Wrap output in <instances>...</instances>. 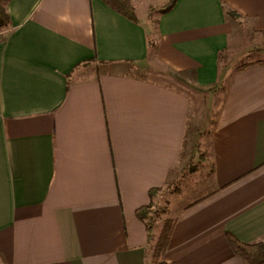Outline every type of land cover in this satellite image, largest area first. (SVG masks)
Listing matches in <instances>:
<instances>
[{
  "label": "crops",
  "instance_id": "0c3cea01",
  "mask_svg": "<svg viewBox=\"0 0 264 264\" xmlns=\"http://www.w3.org/2000/svg\"><path fill=\"white\" fill-rule=\"evenodd\" d=\"M168 1L130 0L137 22L101 0L7 2L0 264H151L135 212L153 188L167 264H246L227 233L264 244V59L221 66L264 45V0Z\"/></svg>",
  "mask_w": 264,
  "mask_h": 264
},
{
  "label": "trees",
  "instance_id": "16d2710c",
  "mask_svg": "<svg viewBox=\"0 0 264 264\" xmlns=\"http://www.w3.org/2000/svg\"><path fill=\"white\" fill-rule=\"evenodd\" d=\"M9 0H0V43L4 42L7 34L11 30V23L9 15L6 10V4ZM117 13L126 17L132 22H137L136 15L130 0H101ZM175 0H169L166 6L161 10L167 11L173 5ZM225 14L230 18H237L238 15L230 10H226ZM264 64V60L260 61ZM162 190L160 188H153L148 191L150 202L136 210V217L142 221L146 227L148 234V241L152 242L150 251V263L151 264H167L163 257L167 249L169 239L174 227V219L165 218L158 230L157 235H152V230L156 221L160 220L161 215L165 214L164 207L157 208L155 199ZM168 193V191H166ZM226 239L232 251L241 256L246 264H264V244H244L237 240L233 235L226 234Z\"/></svg>",
  "mask_w": 264,
  "mask_h": 264
},
{
  "label": "rangeland",
  "instance_id": "374dc122",
  "mask_svg": "<svg viewBox=\"0 0 264 264\" xmlns=\"http://www.w3.org/2000/svg\"><path fill=\"white\" fill-rule=\"evenodd\" d=\"M149 28V34L150 36L154 37V23H150L148 25ZM253 39H250V43L251 44H246V50L243 53H236L232 50H227L223 56H222V61H221V66L224 68V73H229L232 72L234 69H237L239 67H241L242 65H244L246 62L248 61H254L257 59H264V45L263 46H258L256 45V48H251L253 46ZM255 44V43H254ZM196 152V156H194V159H192L191 162H193L192 164H195L194 162H198V154L200 153V151H195ZM204 160V159H203ZM203 162V168H206L207 166V160L202 161ZM201 161L198 162V164L200 165ZM191 167H193L192 165H186L185 172L188 173V171L191 169ZM207 169V168H206ZM167 195V194H166ZM164 198V197H163ZM162 200V199H161ZM157 208H162L163 207V202L160 201L156 204ZM166 217L165 215H161L160 220H163V218ZM168 217H171V215L169 214ZM158 220V221H160ZM157 229H155V233L157 234Z\"/></svg>",
  "mask_w": 264,
  "mask_h": 264
}]
</instances>
